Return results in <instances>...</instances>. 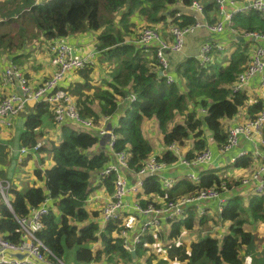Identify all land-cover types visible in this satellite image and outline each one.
Returning <instances> with one entry per match:
<instances>
[{"label": "trees", "instance_id": "1", "mask_svg": "<svg viewBox=\"0 0 264 264\" xmlns=\"http://www.w3.org/2000/svg\"><path fill=\"white\" fill-rule=\"evenodd\" d=\"M194 1L200 0H43L40 4L35 0H23V6L16 10H9L0 3V12H5L0 16V61L6 60V66L11 63L21 66V59L28 53L18 54L29 47L39 44L43 48L38 47L37 51L43 52L54 40L68 41L74 36L97 33L92 41L98 43L99 64L108 62L110 66L114 65L113 79L107 84V89L93 88L88 83H78L66 89L76 97L82 117L94 123L106 116L118 117L115 133L119 139L115 151L127 150L130 153V169L134 173L143 167L146 160L155 156L145 137V125L150 121H156L162 135L164 151L156 157L159 162L173 165L179 161L168 150L174 144L187 148L186 160L194 161L207 145L217 149L226 144L228 132L235 126L232 120L240 115H244L247 121L253 120L264 109V101L259 97L246 91L236 95L232 93L238 75L246 68L247 60L242 49H233L226 65L219 64L213 57L215 61L211 65L202 67L194 57L188 58L175 67L173 75L177 82L169 85L166 78L160 76L154 50L152 57L146 59L141 49L124 40L133 32L138 39L139 32L145 27L160 31L158 26L162 23L163 26L181 28L194 25L188 13ZM182 7L187 9L186 13H181ZM215 7V0L205 4V15L212 13ZM133 16L142 18L147 24L136 25L137 30L130 24ZM168 17L173 20L164 25ZM233 27L239 33L264 32V16L253 12L238 15ZM93 71L85 70L81 75L87 78ZM130 94L136 95V101L127 108L121 106ZM204 109L206 113H203ZM53 117V110L46 103L35 104L27 117L25 132L21 133L18 143L21 147L32 148L43 142L38 154L53 155L54 164L50 169L40 167L34 170L36 186L24 190L11 187L9 196L13 213L19 218L26 217L30 208L52 200L53 210L45 219V229L39 238L54 256L65 263L71 260L72 264H137L139 259H145L151 264L158 255L148 247L164 240L165 235L146 236L133 259L122 246V223L112 222L102 228L101 214L89 211L87 201L94 191L93 177L110 164V157L103 153L93 155L100 144L96 135L81 133L69 126L62 125L59 142L44 140L46 129L53 128H46V121L50 119L51 124H56ZM178 118L183 119L182 123H177ZM4 148L0 145V155ZM41 161L43 164L42 158ZM231 166L235 170H246L251 169L254 163L248 157ZM217 174L213 171L202 173L199 185L183 178L169 191L163 190L157 179L148 178L143 189L147 196L173 201L194 195L200 189L219 187L222 183L228 188L239 184L235 179ZM113 181V176L102 180L109 193L114 189ZM243 201L242 197H234L225 207L222 219L231 223V227L230 235L222 244L208 237L193 241L189 246L183 243L176 245L173 241H180L185 232L196 227L194 212H190L187 219L172 223L167 236L170 244L165 252L166 264H243V248L251 245L254 239L250 232L244 230ZM248 207V215L264 220V195L252 196ZM13 213L1 205L0 234L7 240L18 242L19 225ZM204 222L205 217L199 224Z\"/></svg>", "mask_w": 264, "mask_h": 264}, {"label": "built area", "instance_id": "2", "mask_svg": "<svg viewBox=\"0 0 264 264\" xmlns=\"http://www.w3.org/2000/svg\"><path fill=\"white\" fill-rule=\"evenodd\" d=\"M41 1L35 0L36 4H40ZM215 3L218 20L209 22L204 12L205 5L194 1L188 10L194 25L186 28L169 26L167 30H169L171 42L163 38L160 31L152 28L145 27L140 32L137 44L145 47L154 46L158 68L166 78L167 84L171 85L177 82L173 75L175 67L173 68L171 55L180 54L185 47L187 37L198 30H205L209 35L215 37L231 31L234 36L264 44V33L246 32L239 35L232 27L237 15L250 12L264 15V0H246L241 4L238 0H215ZM96 49L94 47L93 50L85 52V55L81 56L69 41L64 39L52 41L48 46V51L50 64L55 68V71L37 86L32 85L16 66L5 67L0 75V84L16 88L18 92H11L0 100V133L10 130L13 126L12 119L32 104L46 103L53 110L56 125H73L77 128L76 130L80 129L79 132L92 133L107 139L114 156V163L100 171L98 177L102 181L113 176L114 189L112 196L105 202L99 221L103 229L112 222L122 223L123 230L120 233V238L123 249L127 253L137 252L146 236L164 234L166 237L164 240H159L156 244L148 247L149 251L160 256L164 250L160 243L162 241L169 243L167 239L169 233L165 232V226L170 225L171 228L172 223L187 219L190 212L194 211L200 218H206L210 214L216 213L222 222L220 217H222L230 198H250L264 195V109L253 120L247 121L246 118L242 122H238V119L232 120L231 123H235V126L229 130L226 144L217 147V149H214L210 144L207 145L206 149L194 161L186 160L187 148H181L174 144L168 147V150L178 157L177 163L168 165L151 157L144 162L143 167L137 173L132 172L130 153L127 150L115 151V145L119 139L115 133L118 117L106 116L98 123L83 118L73 98L63 86V83L74 74L94 68L98 57ZM224 52L223 46L210 41L203 43L194 58L202 67H206L213 63L214 53L223 54ZM255 80L259 81V88L264 91V47L256 49L246 70L238 75L232 93L236 95L243 91L247 92L248 87ZM136 99V95L130 94L121 106L127 108ZM205 110L203 113H206ZM115 121H117V125L114 126ZM42 146V143H38L32 148L21 147L19 150L10 148L7 150V154L10 159L17 155L22 161L21 158L35 157ZM242 147L244 149L240 151ZM236 151L238 152L235 156ZM215 152L220 157V161L216 160ZM248 157L253 160L255 168L250 172V176L243 177L239 180V184L232 188H228L225 183H222L219 187L200 189L194 195L184 196L173 201H165L158 196H147L144 193V182L148 178L157 179L163 190H172L176 186L177 176L172 178L168 173L176 169L178 165L187 169L186 177L192 184L199 185L201 170L217 165L225 159H229L230 164L233 165L238 160ZM128 172L135 179V183L129 181ZM10 190V184L4 185L0 181L2 205H5L13 213L9 196ZM227 194L231 196H227ZM127 197L133 198L131 204L126 202ZM215 202L217 206L211 213L209 209H205L204 205ZM52 204L53 201L48 199L41 206L30 208L28 216L22 218L13 213L15 221L19 225V241L12 242L0 234V264H67L54 256L39 238V234L45 229L44 221L53 210ZM127 216L133 217L134 223L139 226L138 229L133 230L125 224Z\"/></svg>", "mask_w": 264, "mask_h": 264}, {"label": "crops", "instance_id": "3", "mask_svg": "<svg viewBox=\"0 0 264 264\" xmlns=\"http://www.w3.org/2000/svg\"><path fill=\"white\" fill-rule=\"evenodd\" d=\"M42 1H41V3H42ZM48 1L49 0H46V2H48ZM245 1L246 0H238L239 4L244 3ZM199 2H201L203 5L208 4L206 2H203L202 0H200ZM180 10H181V13H183V12L186 13L187 12V9H185L183 7L180 8ZM253 13H257V12H253ZM2 14H5V12L4 13L0 12V16ZM248 14H244V15H248ZM260 15H262V14H260ZM262 16H264V15H262ZM206 18H207V21H209V22H215L216 20H218L217 19V7H215V10L212 13L206 14ZM214 19H215V21H214ZM142 20L143 19L140 18V17L133 16V19H131L130 24H131V26H135V28H136L137 23L140 24V22H143ZM172 20H173L172 17H168L167 20H166V23L170 24L172 22ZM233 22H235V18H234ZM158 27H160L159 30H160V33H161L162 37L166 38L168 41H170L171 39H170L169 30H167L169 26H163V23H162ZM232 27H233V25H232ZM135 28H134V30H135ZM130 30H132V28ZM234 30L237 31V33L239 35H241L243 33H246V32L239 33L238 30H236L235 28H234ZM251 32H261V31H251ZM261 33H264V32H261ZM94 35H91V36H89V35L88 36L87 35L74 36L73 39H68V41H69V43L71 45H73L78 50V54L81 55V56L85 55V52L91 51V50H93L94 47H96L97 48L96 52L98 53V57H97V60H98L99 59V54H100L99 49L97 47L98 43H97V41H92V39L97 36V33H94ZM134 36L135 35H134V32H133L131 35L126 36L124 38V40H126L127 44L136 45L139 49H141V53H142L143 57L146 58V59H150L152 57L153 50L155 52L154 46H151V47H145V46H142V45L140 46V45L137 44V37H134ZM210 41L216 42V43H218V44H220L221 46L224 47L225 52L223 54H221V53L217 54L218 56L216 55V61L218 60L219 64L224 65V63L221 61L222 58H223L222 56H224L226 53L230 54L232 52V50L236 48L237 50L238 49H242L244 51L245 58L247 60L246 61V68H247V66H248V64L250 62V59L252 58L253 54L255 53L256 49L258 47H264V44H262V43H257V42H254V41H249V40L242 39L241 37H238V36H234L233 33H231V31H227L225 34L218 35L217 37H215L213 35H209L205 30H198L195 33H193V34H191V35H189L187 37L185 47H184L183 51L180 54L171 55V62H172L173 68L176 67L178 64L180 65V63H182L183 61L187 60L188 58L195 57L199 53V49L203 45V43L210 42ZM38 47L40 49L43 48V46H39V44H36L35 46L29 47L25 52H19L18 56L21 55L22 53H28V54L27 55L23 54L24 57L21 59V62H22L21 66H17L15 64H13V65H15L17 67V69H20L24 73V75L27 77V79L30 81V83L32 85H34V86H37L38 84L42 83L45 79L50 77L55 71V68L52 67L51 64H50V54H49L48 48L46 47V49L43 52H39V51H37ZM5 63H6V60H1L0 61V75H1V73H2V71H3V69L5 67L12 66V63L9 64L10 66H8V65L6 66ZM104 67H105V71L106 72L103 70ZM113 67H114V65L110 66L108 62L99 64V68L102 69V77H99V80L95 79L96 76L93 73L87 78L85 76L81 75V73H83V72L76 73V74H74L72 77H70L69 79H67L63 83L64 88L65 89L73 88L78 83L79 84L88 83L93 88L101 87L103 89H107V84L111 83L112 79H113L112 78V74L113 73H111ZM94 68H95V66H94ZM108 68H111V69H108ZM246 68L244 69V71L246 70ZM244 71H242V72H244ZM109 73L111 74V76H108ZM259 87H260L259 86V81L255 80L253 82V84L248 87V89H247L248 91L247 92L250 93V95L253 94L254 97H259L260 99H262L264 101V91L262 89H260ZM15 91H17L16 88L5 87L4 85L0 84V100L3 99L9 93L15 92ZM85 93L87 95L90 94L89 92H85ZM70 96L73 98V100H74V102L76 104V97L72 96L71 94H70ZM252 98H253V96H252ZM121 102H120V104H121ZM34 105L35 104H32L31 106L26 108V110L24 112L20 113L18 116L14 117L12 119L13 126L10 128V130L0 133V145H3L5 147L4 148V152H6V157L9 160H11V162H13V166L14 167L18 166L21 169H24L29 163H30L31 168H32V166L35 167L33 170L32 169H28V166L24 169V170H26L27 173H30V172L32 173L31 174V178L33 180H32V184L30 186H32V185L34 186V184H36V179L33 176L34 170H36L37 168H40V167L45 169V170L46 169H50L53 166V164H54L53 163V157L54 156L53 155L50 156L47 153L42 154V155L37 154L35 156L37 159H36V161L34 163H31L32 158L28 159L29 157L21 158V160L23 161L22 162V161H20V158L17 155L10 159L8 157L7 150L10 149V148H13V149H16V150L21 149V146L18 143V139H19L21 133L25 132V122H26L27 117H28V115L30 113V110L33 109ZM20 115H25V117L23 119L21 117L19 118ZM53 119H54V117H53ZM237 119H238V122H242L245 119V116L241 115ZM101 120H102V118L99 121H101ZM50 124H51V120L49 119V120L46 121V125H48L46 128H51L52 126H53V128L46 129V134H45V139L44 140H53L55 142L56 141L59 142L60 138H61V128H62V126H58V125L53 124V123L51 125ZM115 125H117V121H115L114 126ZM64 126H69V127L73 128L74 130L77 129L73 125H69V124H64ZM77 131L79 132L80 129L77 130ZM146 132H149V133L152 132V135L155 136V138H157L160 141L158 146L153 147V153H154L153 155H155L153 157L156 158L158 155H160L164 151V148L161 145L162 144L161 132H160V130L157 127L155 122L154 123L147 122L146 125H145V137L148 138ZM159 132H160V134H159ZM81 133H83V132H81ZM84 133H87V132H84ZM98 139H100V144L98 143L97 147L94 149L95 152L93 153V155L98 154V153L99 154L103 153L106 156L110 157V164L109 165L113 164L114 163V156H113L112 151L109 148L107 139L100 138V137H98ZM149 143H150V141H149ZM44 144H45V141H44ZM243 149H244V147H242L240 149V151H242ZM237 152L238 151H236L234 153L235 156H236ZM215 153H216L215 154L216 160L220 161L221 159L218 156L217 152H215ZM41 158L44 160L43 164H42ZM232 158H233V156H232ZM24 163H26V165H24ZM231 165L232 164H230L229 159H225V160L219 162L217 165H214L212 167H209V168L201 170L200 174L206 173V172H212V171L214 172L216 170L221 169V170H225L227 172H225L224 174H220L219 173V176H228L231 179H236V180L239 181L243 177H245V175H248L250 172H252L253 169L256 166L254 164V166L251 169H246V170L236 169L235 170ZM29 170H31V171H29ZM168 174L172 178L177 176V182L179 180L183 179V178L187 179V177H186L187 176L186 175L187 174V169H185L184 167H182L180 165H178L176 167V169L171 170ZM98 175L99 174L94 176L93 180H92V190H94V191H92V193L90 195V198L87 201V209L89 211H91V212H99L101 214L102 209L105 206V202L110 198V196H112L113 191H112V193H109L106 190V188L103 187L102 181L100 180ZM127 175L129 177V181L131 183H135V179L130 175V172H128ZM0 181H1V179H0ZM8 184H10V183H6L5 185H8ZM21 187H22V185L20 183L18 188L21 189ZM227 196H231V195L227 194ZM243 198L244 199H248L246 197H243ZM132 201H133L132 197H127L126 198V202H128L129 204H131ZM246 202L248 203L249 201H246ZM204 206H205V209L206 210L209 209L210 213H211L212 210H215V207L217 206V203L216 202L215 203H209V204L204 205ZM212 215H215V214L212 213L209 216L206 214V216H208V218H206V222H204V224L205 225L207 224L209 226H214L213 222L215 221L216 223H218V225L214 226V228H213L214 232L213 233L217 232L218 234H220V233L222 235L225 234L226 233V229H225V227H223L225 221L222 219L223 221L221 222L219 218H218V220H216V218L214 216H212ZM194 216L196 218V223H197L196 227L197 226H202V225L199 224L200 223V219L197 220L196 216H198V214H197L196 211H194ZM245 217L250 218L252 220L254 219L253 217H251L248 214H246ZM220 218H222V217H220ZM208 221H209V223H208ZM226 223H228V222H226ZM125 224L128 225L129 228H131L133 230H136L139 227L138 225H136L134 223L133 217H130V216H127ZM228 224L231 227V223H228ZM170 230H171L170 225L165 226V232L170 233ZM260 230H261V233H264V228H261ZM188 232H190V231H188ZM186 233L187 232H185L183 234V237H182V239L180 241H173V243L176 244V245L183 243L185 245L184 242H185V234ZM208 233L212 235V236L209 235L210 238H215L213 236L212 232H208ZM228 235H230V234H228ZM209 236H207V237H209ZM224 238H223V240H224ZM200 239H203V238H199V239L193 240V241H198ZM223 240H222V242H220L219 240L218 241L220 242V244H222ZM193 241H191V242H193ZM191 242H187L186 246H189V244ZM169 244L170 243H167V245H169ZM245 248H247V247H245ZM245 248H243V250ZM263 250L264 249H259L258 251H242L243 261H244L243 264H264V251ZM165 252H166V248L164 247V250L161 253V255H164V257L166 258ZM100 264H103V263H100Z\"/></svg>", "mask_w": 264, "mask_h": 264}, {"label": "rangeland", "instance_id": "4", "mask_svg": "<svg viewBox=\"0 0 264 264\" xmlns=\"http://www.w3.org/2000/svg\"><path fill=\"white\" fill-rule=\"evenodd\" d=\"M203 2H210L212 0H202ZM22 2L23 0H0V3H3L9 10H16L20 7H22ZM147 23H144V22H140V25H143L145 26ZM139 24L137 23V26ZM139 25V26H140ZM164 25H167V23H165ZM136 26V28H137ZM139 28H137L138 30ZM98 35V34H97ZM48 46V45H47ZM229 53H226L224 56H222V62L224 64H227L228 61L230 60L229 58ZM218 61V60H217ZM219 62V61H218ZM108 69H111V68H108ZM103 70L105 71V67L103 68ZM114 69L112 68V71ZM111 71V73H112ZM106 72V71H105ZM93 74L96 76L95 79L99 80V77H102V69L99 68V60H97V63L95 65V68H94V71H93ZM108 76H111V74L109 73ZM24 118L25 115H20L19 118ZM182 120L181 118H178L177 119V123H182ZM152 123H156V121H150ZM157 125V123H156ZM158 127V126H157ZM147 133V136H148V140L150 141V144L152 145V147H156L158 146L159 144V140L157 138H155V136L152 135V132H146ZM160 134V132H159ZM2 154L0 155V179H1V182L4 183V185L6 183H10L11 186H16L18 187L21 183L22 187L21 189L24 190L26 188H28L31 184H32V178H31V172L30 173H27L26 170H24L27 166H28V169H34L35 167L30 166V163L24 168V169H21L20 167L16 166L14 167L13 166V162H11V160H9L5 155H4V150H1ZM39 156V155H38ZM36 157L32 158L31 160V163H34L36 161ZM23 168V167H22ZM31 171V170H29ZM215 173H220V174H224L225 170H216L214 171ZM251 173H249L248 175H245V176H250ZM19 185H18V184ZM38 183V182H37ZM34 184L35 186L37 185ZM259 197V196H257ZM247 199H244V202H243V208L245 209V214H244V217H242L244 220H245V225H244V230L245 231H249L252 233V235L254 236V239H253V242L251 245H249L247 248H245L243 251H258L259 249H264V233H261V228H264V220L262 219H250V218H247L245 217V215L249 212V207H248V203L246 202ZM3 204V198L2 196H0V206ZM215 215H212L216 218V220H218L219 216L214 213ZM197 217V220L198 219H201L199 216H196ZM208 218V217H206ZM213 219V218H212ZM209 223V221H208ZM213 225L214 226H217L218 223H216L215 221L213 222ZM214 226H209V225H205L203 224L202 226H197L194 230L190 231V232H187L185 234V245L187 242H191L193 240H197L199 238H203V239H206L208 238L207 236L211 235L209 234L208 232H214L213 231V228ZM223 227H225L226 229V233L225 234H218L217 232L216 233H213V236L215 237V239H218L220 242H222L223 238L230 234V225L228 223H224ZM104 231V230H103ZM212 236V235H211ZM210 237V236H209ZM160 246L162 248H166L167 247V242L166 241H162L160 243ZM264 251V250H263ZM157 252V251H156ZM73 256V253L71 254V258ZM149 256V255H148ZM166 259L164 257V255H160L158 257H156V259H154L152 261L151 264H166ZM67 264H72L71 260H69L67 262ZM121 264H125V263H121ZM137 264H148L147 260L145 259H139Z\"/></svg>", "mask_w": 264, "mask_h": 264}, {"label": "water", "instance_id": "5", "mask_svg": "<svg viewBox=\"0 0 264 264\" xmlns=\"http://www.w3.org/2000/svg\"><path fill=\"white\" fill-rule=\"evenodd\" d=\"M160 76H163V73H160ZM131 256H132L133 259H135L136 256H137V253L133 252V253H131Z\"/></svg>", "mask_w": 264, "mask_h": 264}, {"label": "clouds", "instance_id": "6", "mask_svg": "<svg viewBox=\"0 0 264 264\" xmlns=\"http://www.w3.org/2000/svg\"><path fill=\"white\" fill-rule=\"evenodd\" d=\"M224 51H225V50H224ZM217 54H220V53H214V57H216ZM217 56H218V55H217ZM250 198H251V197H250ZM250 198H248L247 201H249ZM243 200H244V199H243ZM170 232H171V230H170ZM169 234H170V233H169Z\"/></svg>", "mask_w": 264, "mask_h": 264}]
</instances>
